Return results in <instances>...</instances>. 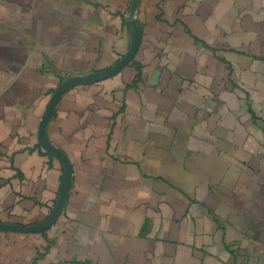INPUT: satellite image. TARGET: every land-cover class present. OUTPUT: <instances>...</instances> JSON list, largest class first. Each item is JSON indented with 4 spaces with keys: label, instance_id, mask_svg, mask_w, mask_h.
Masks as SVG:
<instances>
[{
    "label": "crops",
    "instance_id": "1",
    "mask_svg": "<svg viewBox=\"0 0 264 264\" xmlns=\"http://www.w3.org/2000/svg\"><path fill=\"white\" fill-rule=\"evenodd\" d=\"M0 0V264H264V0ZM137 18V29L130 18Z\"/></svg>",
    "mask_w": 264,
    "mask_h": 264
},
{
    "label": "water",
    "instance_id": "2",
    "mask_svg": "<svg viewBox=\"0 0 264 264\" xmlns=\"http://www.w3.org/2000/svg\"><path fill=\"white\" fill-rule=\"evenodd\" d=\"M139 0H134L133 2V7H132V12L135 11V7H137V3ZM130 21L133 23V25L136 27L137 29V38L139 37L140 34V29L137 26V18L132 17L130 18ZM137 47H138V43L135 42L133 44L132 49L130 50V52L122 59L120 60L115 66L99 72V73H95V74H88V75H75V76H71L68 79H66L65 81H63V83L60 85L58 92L55 94L53 100L50 102L47 111L45 113V115L42 118L41 121V125H40V140L42 142V144L51 152H53L54 154H56L57 156H59L65 163V178H64V183H63V188H62V193H61V198L58 201V205L55 209V211L53 212L52 216L46 220L45 222L41 223V224H37V225H29V226H22V225H18V224H4V223H0V230H15V231H28V232H34V231H41L44 230L46 228H48L51 223L55 220V218L59 215V213L62 210V207L64 205V201L68 192V188H69V180H70V174H71V166H70V162L67 158V156L59 149H57L55 146H53L50 141L48 140L47 136H46V124L48 119L50 118L54 107L57 103V100L59 99L60 95L67 90L69 87L74 86L76 84L79 83H86V82H91L93 80H97V79H101V78H105L115 72H117L119 69H121L123 66H125L126 64H128L133 57L135 56V53L137 51Z\"/></svg>",
    "mask_w": 264,
    "mask_h": 264
}]
</instances>
